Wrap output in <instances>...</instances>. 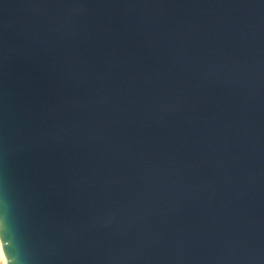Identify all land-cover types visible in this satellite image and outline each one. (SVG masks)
I'll return each instance as SVG.
<instances>
[{"label":"water","instance_id":"95a60500","mask_svg":"<svg viewBox=\"0 0 264 264\" xmlns=\"http://www.w3.org/2000/svg\"><path fill=\"white\" fill-rule=\"evenodd\" d=\"M7 264H264V0H0Z\"/></svg>","mask_w":264,"mask_h":264},{"label":"bare ground","instance_id":"6f19581e","mask_svg":"<svg viewBox=\"0 0 264 264\" xmlns=\"http://www.w3.org/2000/svg\"><path fill=\"white\" fill-rule=\"evenodd\" d=\"M0 253H1V257H2V259H3L4 264H7V263H6V260H5V257H4V254H3V250H2L1 242H0Z\"/></svg>","mask_w":264,"mask_h":264},{"label":"rangeland","instance_id":"374dc122","mask_svg":"<svg viewBox=\"0 0 264 264\" xmlns=\"http://www.w3.org/2000/svg\"><path fill=\"white\" fill-rule=\"evenodd\" d=\"M0 264H4L3 259L1 257V253H0Z\"/></svg>","mask_w":264,"mask_h":264}]
</instances>
